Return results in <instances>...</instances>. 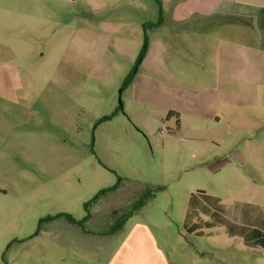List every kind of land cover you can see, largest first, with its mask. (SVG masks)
Listing matches in <instances>:
<instances>
[{
  "label": "rangeland",
  "instance_id": "rangeland-1",
  "mask_svg": "<svg viewBox=\"0 0 264 264\" xmlns=\"http://www.w3.org/2000/svg\"><path fill=\"white\" fill-rule=\"evenodd\" d=\"M161 1L0 0V264H107L136 233L141 264H264L232 238L264 237V67L204 35L241 18ZM115 185L84 228L48 220Z\"/></svg>",
  "mask_w": 264,
  "mask_h": 264
},
{
  "label": "crops",
  "instance_id": "crops-1",
  "mask_svg": "<svg viewBox=\"0 0 264 264\" xmlns=\"http://www.w3.org/2000/svg\"><path fill=\"white\" fill-rule=\"evenodd\" d=\"M165 0L161 1L164 4ZM186 1V0H183ZM192 16V17H191ZM241 18V23H220L217 24V19L222 22V18L226 17ZM170 19L173 21L183 22L190 18L205 22L207 19L213 20L216 25L209 31L204 32L207 39L214 43H220L226 46V52L233 54L236 60H240L243 68V74L250 61H253L256 73L261 71L264 67V0H195V5L190 11H184L175 13L174 15H168L161 13V19ZM231 58V57H230ZM232 61V59H231ZM260 66V67H259ZM180 122V121H179ZM263 228V225H261ZM220 227L216 223L210 222V236H212V230H217ZM144 239H147L154 248V238L152 234L147 230L144 231ZM147 235V236H146ZM253 237L242 238L232 237L240 240V245L244 244V247L248 249H256L260 246L262 256H264V237L258 232L253 233ZM141 234H135L132 240L128 239V242L133 244V252L122 256L121 251L123 247L119 248L114 257L108 261L107 264H141L145 257L139 251ZM230 238V236H229ZM242 242V244H241ZM155 249V248H154ZM156 250V249H155ZM157 256L151 260V255L147 252L146 258L148 264H170L167 257H164L162 251L156 250ZM203 255V254H202Z\"/></svg>",
  "mask_w": 264,
  "mask_h": 264
},
{
  "label": "trees",
  "instance_id": "trees-1",
  "mask_svg": "<svg viewBox=\"0 0 264 264\" xmlns=\"http://www.w3.org/2000/svg\"><path fill=\"white\" fill-rule=\"evenodd\" d=\"M162 13V12H161ZM237 21L239 22H243L242 19H238ZM144 54H142V58H144ZM174 115L173 112H170L167 119H170L172 116ZM178 124H179V120H178ZM119 188V185H115L106 189H103L101 191H99L94 198H92L89 202H87L85 204V210H86V216L82 219V220H77L76 218H74L72 215L70 214H58L56 216H49L48 220H53L56 218H60L63 217L65 218L69 223L71 224H76L82 228H84L85 224L92 218V212H91V208L97 204L100 199L114 193L117 191V189ZM152 196V190H146V192H144L140 199L138 200V202L134 205V207L130 210L124 211L123 213H120L121 211H117L115 213V224L113 226V228L111 229V233H116L118 231H120L125 223L127 222L128 219H130L136 212H138L146 203L147 200H149Z\"/></svg>",
  "mask_w": 264,
  "mask_h": 264
}]
</instances>
